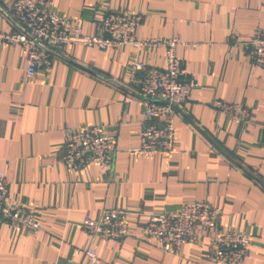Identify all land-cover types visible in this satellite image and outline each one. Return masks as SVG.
Masks as SVG:
<instances>
[{
	"label": "crops",
	"instance_id": "1",
	"mask_svg": "<svg viewBox=\"0 0 264 264\" xmlns=\"http://www.w3.org/2000/svg\"><path fill=\"white\" fill-rule=\"evenodd\" d=\"M0 0V33L17 30ZM47 8L83 33L111 11L140 14L139 38L178 35L176 54L193 80L188 100L175 106L169 152H141L144 101L129 79L141 61L164 68L163 47L108 48L62 44L51 48V67L26 75V49L0 39V172L8 198L34 209L38 229L0 221V264H89L91 244L100 264H220L206 257L218 229L246 233L243 264H264V68L252 62V38L264 32V0H49ZM219 99L250 111L236 121L212 106ZM158 123V122H157ZM97 126L114 135L112 161L78 170L62 160L64 126ZM204 200L218 213L216 227H197L195 243L175 252L142 233L152 214ZM127 211L128 234L91 236L86 216Z\"/></svg>",
	"mask_w": 264,
	"mask_h": 264
},
{
	"label": "built area",
	"instance_id": "2",
	"mask_svg": "<svg viewBox=\"0 0 264 264\" xmlns=\"http://www.w3.org/2000/svg\"><path fill=\"white\" fill-rule=\"evenodd\" d=\"M49 0H14L10 13L17 30L0 33V39L20 44L26 49V75L32 76L52 64L51 48L62 44L95 45L108 48L130 43L136 48L163 47L165 67H148L134 61L129 67V79L139 90L144 101L146 123L140 131L141 152H169L173 146L175 127L172 110L184 104L189 97L193 80H185V69L176 54L181 44L178 35L166 38H139L136 28L142 16L128 10L111 11L94 22L93 33H83L79 19L70 18L47 8ZM252 62L264 68V32L257 30L252 38ZM212 106L228 113L236 121L250 116L248 108L238 103L214 99ZM63 164L78 170L91 162L106 167L112 161L114 135L103 133L97 126L81 124L64 126ZM264 141V137H263ZM218 213L204 200H193L177 210L154 213L142 226L144 236L155 239L161 248L175 252L182 243H195L197 227H216ZM0 221L26 229H38L34 209L15 205L8 198L5 176L0 172ZM85 232L93 236L119 239L128 234L127 211L119 208L105 209L98 218L86 216L82 222ZM251 240L239 230H220L208 235L206 257L220 264H243ZM89 264H100L94 248L84 250Z\"/></svg>",
	"mask_w": 264,
	"mask_h": 264
}]
</instances>
